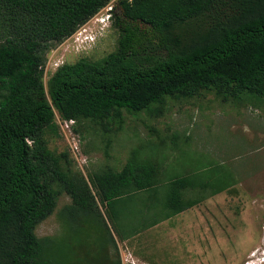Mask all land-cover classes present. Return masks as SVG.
Segmentation results:
<instances>
[{
  "label": "rangeland",
  "instance_id": "1",
  "mask_svg": "<svg viewBox=\"0 0 264 264\" xmlns=\"http://www.w3.org/2000/svg\"><path fill=\"white\" fill-rule=\"evenodd\" d=\"M116 1L76 29L89 21L87 27H96L90 49L77 51L66 41L75 32L40 43L43 84L63 65L81 58L100 63L115 52L118 32L108 17ZM0 10V21L12 25L10 39L14 33L24 37L34 25L32 18L21 23L15 11ZM101 18L109 23L103 33L94 21ZM41 136L29 143L43 190L55 203L34 235L53 241L58 255L49 264H264V96L231 98L211 90L166 97L138 113L115 111L71 122L56 115ZM128 161L149 170L151 181L148 193L126 196L129 215L121 224L139 230L122 240L107 205L95 197L92 178L119 172ZM215 169L222 171L215 176ZM181 179L184 188L175 189ZM69 188L89 189L90 209L76 208Z\"/></svg>",
  "mask_w": 264,
  "mask_h": 264
},
{
  "label": "trees",
  "instance_id": "2",
  "mask_svg": "<svg viewBox=\"0 0 264 264\" xmlns=\"http://www.w3.org/2000/svg\"><path fill=\"white\" fill-rule=\"evenodd\" d=\"M108 1L0 0V8L15 11L21 23L34 19L24 37L12 35L15 40L9 38L12 25L0 21V33L6 30L0 41V264H49L58 255L52 240L34 235L55 196L43 190L29 143L42 139L56 115L77 121L138 113L166 97L211 90L231 98L264 96V0L116 1L115 52L100 63L81 58L63 65L43 84L40 43L70 36ZM150 177L149 170L128 161L119 172L92 178L95 197L107 205L122 240L139 230L121 224L129 215L126 196L148 193ZM178 182L175 189L184 188L186 181ZM68 194L76 208L90 209L89 189L69 188Z\"/></svg>",
  "mask_w": 264,
  "mask_h": 264
},
{
  "label": "built area",
  "instance_id": "3",
  "mask_svg": "<svg viewBox=\"0 0 264 264\" xmlns=\"http://www.w3.org/2000/svg\"><path fill=\"white\" fill-rule=\"evenodd\" d=\"M109 9H111V6L109 7ZM112 10H110L111 11L110 17H108V18H112ZM94 21L98 25V31L100 33L105 32L109 26L107 19L101 18V19H96ZM90 23H91V21L88 22V24H90ZM87 25L85 27H82L77 32H75L76 31L75 30L74 31L75 33L73 32L74 34L72 33L73 35L71 34L72 36L66 40L67 42H70L71 45L77 49V51H85V50L90 49L96 43V40L98 38V35H99L98 32L93 31V30H96V27L94 26V28L92 30V28L87 27ZM81 26L82 25H80L78 27L80 28Z\"/></svg>",
  "mask_w": 264,
  "mask_h": 264
},
{
  "label": "bare ground",
  "instance_id": "4",
  "mask_svg": "<svg viewBox=\"0 0 264 264\" xmlns=\"http://www.w3.org/2000/svg\"><path fill=\"white\" fill-rule=\"evenodd\" d=\"M102 23V22H101Z\"/></svg>",
  "mask_w": 264,
  "mask_h": 264
}]
</instances>
